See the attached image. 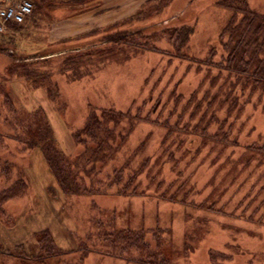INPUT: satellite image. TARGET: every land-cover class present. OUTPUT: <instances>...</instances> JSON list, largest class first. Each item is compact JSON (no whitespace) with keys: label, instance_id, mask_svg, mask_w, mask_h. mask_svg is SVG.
<instances>
[{"label":"rangeland","instance_id":"374dc122","mask_svg":"<svg viewBox=\"0 0 264 264\" xmlns=\"http://www.w3.org/2000/svg\"><path fill=\"white\" fill-rule=\"evenodd\" d=\"M31 1L0 33V56L43 80L0 70V264H264V90L221 68L215 0L186 14L198 19L179 50L169 14L186 0ZM108 108L140 119L120 124L106 162L80 167L86 192L63 194L19 123L45 121L75 159L86 145L73 133ZM132 236L153 259L111 254Z\"/></svg>","mask_w":264,"mask_h":264},{"label":"trees","instance_id":"16d2710c","mask_svg":"<svg viewBox=\"0 0 264 264\" xmlns=\"http://www.w3.org/2000/svg\"><path fill=\"white\" fill-rule=\"evenodd\" d=\"M196 1L197 0H186L184 7L180 9L173 8L169 14V16L172 17H179L180 15L179 18L183 20L181 26L168 30L169 42L173 47H176L177 50L186 44L187 39L193 32V24L191 23H196L198 19L197 14L194 16V20H191L192 22L186 20V14H190L192 10L193 12L195 10L199 12L194 4ZM166 2L171 5L176 2V0H166ZM213 3L218 5L226 13V21L222 24L215 38L217 41L216 44L220 45L221 49L226 53V56L222 58L221 68L228 71V76L237 75V79L241 82L243 88L251 87L252 89L259 88L264 90V12L256 10L249 4L248 0H215ZM21 24L23 23H11L9 28L11 27L15 30H19V25ZM10 56L13 61L17 63L15 65L9 63L5 67V74H3L4 79L15 74L24 78L32 77L30 75H33L34 70L24 67L25 64L20 62L21 56ZM19 62L22 63V65H19ZM36 80L43 81L33 78L34 82ZM50 89L51 87L48 83L46 87L48 93ZM8 95V93L4 94L9 101ZM30 116L38 118L36 111L33 114L31 113ZM139 119L140 117L136 114L131 115L129 112L116 111L111 108L100 109L99 112L94 110L91 111L84 125L73 133V137L78 143L86 145L80 155L76 157L78 159H72L58 149L54 144L53 137L45 121L38 122L36 119L34 121L30 120L27 123H19V128L25 131L28 137V142L23 141V143H25L27 147L39 149L42 153L48 169L60 191L65 195H71L86 192L85 185L82 183V178L80 176L82 172H84V169H80V167L87 166L91 161L93 163L94 161L106 162L104 158L106 155H109L107 151L111 149L114 150L115 140H117V138H121V141L125 140L126 134L123 132L124 130L118 129L120 124H122L123 121L131 123L132 120ZM88 142H91L92 146H88ZM100 154L102 158L99 157ZM20 181V186L26 187V182L23 180ZM18 195L20 194L13 192L12 194H6L4 192L1 196H3L5 200ZM128 238H130V236ZM131 238L132 239L129 240H127V238L124 239L129 242L123 244L125 249L122 245L121 249L111 251V254H119V256H125L128 260L137 262L143 261L142 259L146 257L153 259L152 252L143 255L144 257L140 256V254L144 253H141L139 247L143 246L146 242L141 241L138 247L136 242L132 241L135 237L132 236ZM139 240L141 239L139 238ZM130 249H133L132 255ZM46 250L51 251L52 256L62 253L53 248H46ZM149 250L151 251L154 249L149 246ZM149 264L153 263L151 262Z\"/></svg>","mask_w":264,"mask_h":264},{"label":"built area","instance_id":"2783aa9c","mask_svg":"<svg viewBox=\"0 0 264 264\" xmlns=\"http://www.w3.org/2000/svg\"><path fill=\"white\" fill-rule=\"evenodd\" d=\"M32 9L31 0H0V33L7 31L11 23H23Z\"/></svg>","mask_w":264,"mask_h":264},{"label":"crops","instance_id":"0c3cea01","mask_svg":"<svg viewBox=\"0 0 264 264\" xmlns=\"http://www.w3.org/2000/svg\"><path fill=\"white\" fill-rule=\"evenodd\" d=\"M2 62H4V63H2ZM9 62H10V59L8 58V56H0V70H3L4 67H6L5 65L6 64L8 65Z\"/></svg>","mask_w":264,"mask_h":264}]
</instances>
